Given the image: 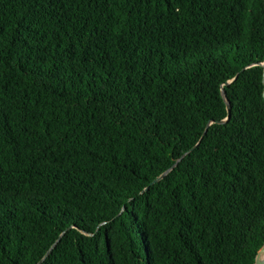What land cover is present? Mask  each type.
I'll return each instance as SVG.
<instances>
[{"label": "trees", "instance_id": "trees-1", "mask_svg": "<svg viewBox=\"0 0 264 264\" xmlns=\"http://www.w3.org/2000/svg\"><path fill=\"white\" fill-rule=\"evenodd\" d=\"M263 61L264 0H0V264H254Z\"/></svg>", "mask_w": 264, "mask_h": 264}, {"label": "water", "instance_id": "water-1", "mask_svg": "<svg viewBox=\"0 0 264 264\" xmlns=\"http://www.w3.org/2000/svg\"><path fill=\"white\" fill-rule=\"evenodd\" d=\"M261 65L263 66V72H264V61L261 62ZM263 82H264V79H263ZM263 95H264V91H263ZM223 96H224L225 101H226V104H227L228 116H227V118H225V119L219 120V122H225V121L229 118L230 113H231V105H230V101L228 100V98H227V96H226V94H225L224 91H223ZM211 122H212V121H211ZM211 122H210V123H211ZM210 123H208L207 127L209 126ZM205 132H206V130H205ZM184 155H185V154H184ZM184 155H183V156H184ZM178 161H179V159H178V160H177V161H176V162H175L170 168H168L166 171H164L162 174H160L158 177H156V178H155V182L158 181V180H160L162 177H164V176L169 172V170L177 164ZM54 245H55V244H54ZM54 245H53V246H54ZM49 251H50V250H49ZM49 251L47 252V254L49 253ZM263 252H264V245L259 249V251H258V253H257V255H256V258H255V263H254V264H264ZM41 261H42V260H41ZM41 261H39L38 264H40Z\"/></svg>", "mask_w": 264, "mask_h": 264}, {"label": "snow or ice", "instance_id": "snow-or-ice-1", "mask_svg": "<svg viewBox=\"0 0 264 264\" xmlns=\"http://www.w3.org/2000/svg\"><path fill=\"white\" fill-rule=\"evenodd\" d=\"M229 87L231 86V82H229V85H228ZM229 119H230V117H229ZM215 122V121H214Z\"/></svg>", "mask_w": 264, "mask_h": 264}, {"label": "bare ground", "instance_id": "bare-ground-1", "mask_svg": "<svg viewBox=\"0 0 264 264\" xmlns=\"http://www.w3.org/2000/svg\"><path fill=\"white\" fill-rule=\"evenodd\" d=\"M263 257H264V252H263Z\"/></svg>", "mask_w": 264, "mask_h": 264}]
</instances>
